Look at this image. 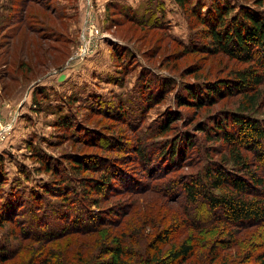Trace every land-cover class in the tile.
<instances>
[{
	"label": "rangeland",
	"instance_id": "374dc122",
	"mask_svg": "<svg viewBox=\"0 0 264 264\" xmlns=\"http://www.w3.org/2000/svg\"><path fill=\"white\" fill-rule=\"evenodd\" d=\"M210 1L0 0V264H153L152 255L163 258L184 241L195 244L181 264L257 262L253 241L263 242V229L207 225L205 212L181 194L183 182L227 150L198 127L222 116L228 122L232 113L264 118V77L257 88L222 89L210 101L196 89L201 106L186 93L257 63L204 51L210 39L193 13ZM219 1L229 13L242 5L264 14V0ZM175 135L194 145L183 142L176 162L149 171L145 158L161 162L156 153ZM78 156L102 166L74 173L69 160ZM118 167L133 179H117ZM107 172L114 174L100 194L79 192L78 179L95 183ZM43 186H59L66 197L44 194ZM82 207L100 213L91 228L61 218Z\"/></svg>",
	"mask_w": 264,
	"mask_h": 264
},
{
	"label": "trees",
	"instance_id": "16d2710c",
	"mask_svg": "<svg viewBox=\"0 0 264 264\" xmlns=\"http://www.w3.org/2000/svg\"><path fill=\"white\" fill-rule=\"evenodd\" d=\"M193 1L196 2L197 0H174V2L180 6L189 5ZM201 9L202 6L198 9H194L193 14L200 19V23L206 26L204 35L208 36L210 39L209 44H202L204 51L223 52L228 56L247 62L256 60L257 63L253 62L254 67H246L236 71L237 75L233 80H221L217 83L206 84L205 86L200 84V87H186V93L189 95V98L192 99L191 101L199 106H201L200 104H205L204 102L206 100L210 101L214 93L220 94L222 89H225V92L228 93V90L233 89L240 91L257 88L256 85L259 84L264 77V59H257V57H255L257 54L264 53V14L258 13V11L252 8L243 7L242 5H239L237 11L234 13H229L231 8H227V4L219 0H213L206 4V8L202 14L200 11ZM227 15L229 18L226 17ZM38 54L40 55L39 52ZM41 56L44 55L41 54ZM41 56L39 57L41 58ZM256 65H258L261 72L258 71ZM196 89H200L206 100H204V97ZM178 99L180 100V97ZM183 103L184 102H182V104ZM252 103H255V100H252ZM117 111L121 112L119 108ZM231 116L228 122H220L221 119H224L222 116V118L220 119L219 117L218 121L214 122L213 125L203 124L198 127L197 130H203L206 139L220 138L227 150L224 152L225 154L223 157H220L219 161H214L211 158L195 179L183 182L180 185L181 194L184 201L199 206V210L205 212L207 225L224 221L227 224H231L234 228H242L250 225L264 230V118L262 121H259L241 113H232ZM60 123L61 122L58 121L57 125L66 126L63 122L62 124ZM161 127L162 132L169 129L168 124L162 125ZM189 137L177 135L175 137L176 141L171 139L168 144V141H164L167 145H162V149L156 153L157 155L164 156H158L157 159L161 158V162L157 159H154L157 161H153V158L149 156L145 158V161L151 165L149 171H159L164 169L167 163L176 162L178 160L176 158H178V156L181 157L185 152L183 150V142H188L186 143L187 146H189L188 149L194 145L190 143L191 139H189ZM207 148H209V146H205V149ZM212 149L215 148L212 147ZM249 151L253 152L254 158H249L247 156L246 153ZM136 152L142 153L140 149H137ZM250 160H253L254 165L251 164ZM69 162L70 168L74 170V173L80 172L84 168H96L97 164L102 166L101 163L95 161H93L92 164L87 163L79 156L78 158L75 157L69 160ZM42 165L45 166L47 171L52 170L49 163H42ZM100 168L103 170L102 168L104 167ZM117 169L120 172L119 176L116 177L114 175L117 179H124L129 174H127L126 169H120V167ZM241 170L242 172L239 173ZM51 172L54 171L52 170ZM106 174L108 175L103 173L99 179L92 180L95 181V183H92L91 180H88L86 177H82L81 180L78 179L80 187L79 192L86 194L87 188V190H90L89 193L94 192L100 194L103 186L108 184L109 177L113 176L114 173L110 174L107 172ZM104 176H106L105 179L103 178ZM66 177L67 176H63L61 181L68 185V183H66ZM128 177L133 179L131 175H128ZM165 186L167 185L164 184L163 187ZM170 187L171 186H168L169 189ZM52 190L60 191L61 188L59 186L55 188L43 186L42 189L44 194L45 191L51 193ZM71 191L73 192V190ZM77 194L78 193L74 195V198H76ZM59 195L66 197L61 191L57 194V196ZM82 197L84 198L83 194ZM90 201L94 202L93 199H90ZM60 203L65 204V201H60ZM0 209L5 211V206ZM90 209L91 207L89 206L88 210ZM86 211L87 210L82 207V209H77L69 216L66 215L65 212L64 216H61V218L67 217L68 221L74 224V228H91L92 224L90 223V218H100V216L97 215L100 213L96 212V215L93 216L90 211L91 215ZM56 212L60 215L63 213L62 210ZM54 213L55 211H50L48 214L50 216H56ZM80 218H82V220H80ZM205 222L202 224L200 223V225H203ZM258 240L254 239L253 242L257 244L256 246L260 247L261 250L254 255L257 262L253 264H264V240H261L263 241L262 243H259L260 240ZM223 241L224 240L221 239V242ZM233 242L239 243L237 240ZM194 244L195 243H186L185 241L181 242L176 247H170L163 258H157L154 257L155 255H152L149 258V263L181 264L192 255ZM0 254H2V252ZM251 256L252 254L249 257ZM114 264H119V262H114ZM229 264L235 263L230 262Z\"/></svg>",
	"mask_w": 264,
	"mask_h": 264
},
{
	"label": "built area",
	"instance_id": "2783aa9c",
	"mask_svg": "<svg viewBox=\"0 0 264 264\" xmlns=\"http://www.w3.org/2000/svg\"><path fill=\"white\" fill-rule=\"evenodd\" d=\"M87 1H88V0H87ZM87 15H88V13H86V14H85V17H84V18H85V20H84L85 22H86V19H87Z\"/></svg>",
	"mask_w": 264,
	"mask_h": 264
}]
</instances>
